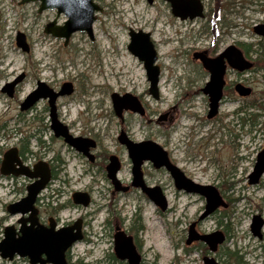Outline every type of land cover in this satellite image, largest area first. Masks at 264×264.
Here are the masks:
<instances>
[{
  "label": "rangeland",
  "instance_id": "374dc122",
  "mask_svg": "<svg viewBox=\"0 0 264 264\" xmlns=\"http://www.w3.org/2000/svg\"><path fill=\"white\" fill-rule=\"evenodd\" d=\"M21 1L0 0V166L4 154L22 144L27 146L26 151L30 149L34 153L25 151L24 156L20 155L24 165L32 168L44 161L58 167L55 179L42 193L38 204L43 210L65 205L59 213L61 224L84 217L87 241L77 242L71 248L68 261L123 264L124 261L117 258L108 260V254L114 253L115 227L121 220L124 228L132 225L130 218L138 209L133 222L139 221V227L142 226L137 234L142 242L144 264H204L201 246L191 254L184 253L182 248L190 220L192 224L200 218L206 202L196 194L191 198L188 194H178L167 175L163 181L171 208L169 212L157 213L154 203L141 197L136 190L130 195L113 194L104 158L91 164L54 136L48 103V109L42 100L31 113L21 111L22 100L36 87L38 80L55 90L65 82L73 83L74 93L58 98L59 119L70 126L75 135L96 136L103 154L121 155L123 165L117 176L123 184L131 177V164L123 144L118 142L122 122L114 112L111 95L114 92L141 95L147 114L144 117L130 114L125 127L138 140L152 136L151 139L164 144L175 159L191 168L194 180L217 185L227 202H232L228 208L221 207L201 220L198 226L203 233L220 230L227 234V241L219 251L220 261L254 264L248 253L254 248L264 256V227L261 239L251 231L255 216L264 219V174L259 184H250L247 179L253 171L257 153L264 148V117L259 118L256 127L251 120L243 125L236 123L235 110L246 102L234 101L222 104L220 113L208 119V102L201 88L209 75L201 60L193 57L195 52L207 48L222 51L236 42L242 44L239 46L249 60H254L261 48L264 53V48L258 46L260 42L264 45V36L254 30L255 26L264 24V0H236L243 5H236L234 14L223 6L212 18L213 22L218 20L219 36L212 34L213 23L176 18L166 0L152 3L148 0H95L103 11L97 12L94 40L85 31H77L67 45L64 38L44 32L45 25L54 19L63 25L67 19L64 14L57 16L55 9L39 13V2L23 4ZM217 1L206 0V9L212 11ZM219 2L222 6L225 0ZM224 20L227 27L223 26ZM131 29L152 33L158 51L156 64L161 70L159 99L149 93L150 82L144 63L128 48ZM18 32L25 34L30 52L17 45ZM22 74L26 77L17 94L9 96L2 91L5 84ZM232 78L243 79L253 87L254 97L264 92L263 67L243 72L240 77L232 75ZM161 79L165 85L161 84ZM167 113L168 118L161 120ZM62 160L65 165L61 171ZM148 171L153 172L149 166ZM0 175L3 174L0 172ZM24 179L27 180L21 176L20 184L14 183L11 196L0 190V217L3 216L0 238L4 226L17 221L4 205L22 197L26 190ZM76 191L90 194L92 200L88 207L73 204L71 197ZM110 219L115 223L111 230H106L105 224ZM0 264L29 262L24 258L9 261L0 257ZM259 264H264V257Z\"/></svg>",
  "mask_w": 264,
  "mask_h": 264
},
{
  "label": "water",
  "instance_id": "95a60500",
  "mask_svg": "<svg viewBox=\"0 0 264 264\" xmlns=\"http://www.w3.org/2000/svg\"><path fill=\"white\" fill-rule=\"evenodd\" d=\"M150 3L153 0H148ZM170 2L172 12L181 20L195 19L203 17V5L200 0H167ZM194 2V4L191 3ZM39 2L38 12L55 9L57 16L64 14L66 21L63 25L57 24V20L48 22L44 27V32L51 34L54 37L64 38V44L67 45L72 34L77 31H85L91 40H94L93 26L97 20V12H102L103 8L95 0H22L21 3ZM257 34L264 36V25L260 24L254 27ZM130 43L129 50L136 55L140 61L144 62L147 77L150 82L149 92L154 98L159 97V76L160 68L156 64L157 50L152 41L151 33L144 30H133L129 32ZM17 45L25 52H30V45L26 40V36L22 32H18L16 37ZM195 59H200L205 69L211 73L210 81L203 88L205 93L210 95V107L208 118L217 115L219 111L220 100L223 97V87L225 84L224 76L228 65L241 72L249 70L253 63L248 60L242 50L236 45H229L217 57L211 58L206 55V52H195ZM227 60V61H226ZM228 64V65H227ZM19 79L8 82L3 87L2 91L9 96L14 95V90ZM236 90L242 96H249L252 93V88L242 84L236 85ZM74 91V86L71 82L62 84L59 91H55L46 82L39 81L35 90L30 92L21 103V110L26 111L41 99H47L50 107L51 129L56 137L63 138L64 141L74 147L77 151L88 154L90 147L95 146V141L90 138L77 137L70 132L67 125L60 121L57 114L56 101L58 97L70 95ZM113 108L118 117L123 116L124 110H130L140 115L145 114V110L139 98L131 93L120 95L112 94ZM121 144H125L129 149V154L133 162L134 185L142 186L144 192L149 198L163 211L168 207V202L165 195L161 192L160 187L147 188L142 181L141 165L144 160H151L155 166L165 168L171 173L175 187L178 190H183L187 193L201 195L205 197L206 204L204 212L200 219L207 218L213 214L218 207H227L217 188L213 185H203L195 183L187 178L184 173L175 166L169 159L164 148L152 141L133 143L125 138V134L121 133L119 138ZM18 164L20 167H17ZM121 167V162L117 156H111L107 165V177L111 180L115 191H126L127 187L123 186L117 175ZM1 171L3 174H13L25 176L30 179H35L27 187V194L20 201L10 204L8 210L11 214H25L31 211L29 220L33 225L25 226L20 229L22 235L20 238L15 237L13 227L6 228L5 239L0 243V251L4 259H13L14 254L24 257H30L31 264L50 263V264H69L66 259V251L74 243L80 241L82 235V221L76 220L72 225L54 231L55 224H51L50 229L34 228V223L37 221L38 208L36 207L39 194L46 188L51 179V168L47 162L39 161L33 168L25 166L18 156L17 149L9 150L3 159ZM264 173V149L258 154L253 171L249 174V182L256 184L259 182ZM72 200L76 205L87 207L91 203V196L87 192L76 191L72 195ZM264 221L261 216H255L251 224V231L255 236L261 235ZM205 241L212 251H215L218 244L225 240V236L216 231L212 234L198 235L195 231V224H191L189 230L187 244L193 241ZM115 250L118 258L122 260L128 259L129 264H140L141 255L137 252L131 236H126L123 233L116 235ZM43 255L46 258H43ZM205 264H219L212 258H205Z\"/></svg>",
  "mask_w": 264,
  "mask_h": 264
},
{
  "label": "flooded vegetation",
  "instance_id": "af4514ba",
  "mask_svg": "<svg viewBox=\"0 0 264 264\" xmlns=\"http://www.w3.org/2000/svg\"><path fill=\"white\" fill-rule=\"evenodd\" d=\"M154 1V0H153ZM152 1V2H153ZM195 1V0H194ZM151 2V3H152ZM166 2L168 3V5L171 7V4H170V2L169 1H167L166 0ZM200 2L202 3V5H203V17H197V18H195V19H191V22H196L198 19L199 20H201V21H205V22H208V23H213V33L212 34H216V36H219V34H220V32H218V29H217V27H218V20H215L214 22H213V20H212V18H213V16L215 17V16H217L218 14H219V12H220V10L222 11L223 10V6H224V9L225 10H227L228 12H231V14H234L235 13V9H236V5H238V6H240L241 4L240 3H238L236 0H225V3H223V5L221 6L220 5V2H219V0L217 1V2H215L214 3V7H213V10L211 11V10H209L208 11V9H206V7H207V2H206V0H200ZM191 3L192 4H194V2L193 1H191ZM243 5V4H242ZM241 5V6H242ZM210 9V8H209ZM171 11H172V7H171ZM173 13V12H172ZM174 15V14H173ZM175 16V15H174ZM176 18H179V17H177V16H175ZM180 19V18H179ZM187 20H190V19H186V20H183V21H187ZM223 26L224 27H227L228 26V24H227V21L226 20H224L223 22ZM232 25H234V24H232ZM264 25V24H263ZM234 26H236V25H234ZM231 27H233V26H231ZM136 31H138V30H136ZM130 32V31H129ZM149 33H151V32H149ZM151 38H152V41H153V36H152V33H151ZM216 39H218L219 40V38H216ZM154 42V41H153ZM154 44H155V42H154ZM239 44L240 45H242L240 42L239 43H234L233 45H236L238 48H240V46H239ZM259 44V43H258ZM229 46V45H228ZM155 48H156V45H155ZM226 48V47H225ZM225 48L222 50V51H217V50H215V49H209V48H207V49H205V50H201V51H199V52H203V51H205L206 52V55L208 56V57H211V58H214V57H217L220 53H222L224 50H225ZM241 49V48H240ZM156 50H157V48H156ZM242 50V52L244 53V55H245V52L243 51V49H241ZM259 53H260V51H259ZM259 53H258V55H259ZM194 55V54H193ZM258 55L256 56V58H254V60H250L252 63H253V66L249 69V70H247V71H250V70H253V69H260V67L259 66H261V62H258ZM136 56V55H135ZM157 56H158V51H157ZM137 57V56H136ZM194 57V56H193ZM139 59V58H138ZM249 60V59H248ZM227 61V60H226ZM144 63V62H143ZM228 65V64H227ZM145 66V65H144ZM159 66V65H158ZM160 68V67H159ZM205 69V68H204ZM206 71H207V73H208V75H209V80L206 82V84L210 81V77H211V73H210V71L209 70H207V69H205ZM244 72H246V71H244ZM147 73V72H146ZM242 73L243 72H241V71H239V70H237V69H233V68H231L229 65H228V67H227V69H226V73H225V76H224V80H225V84H224V87H223V90H222V92H223V97H222V99L220 100V105H219V111H218V113H217V115L220 113V108H221V105L222 104H226L227 102H234V101H245L246 102V104H242L243 105V107H245V106H249V105H251L252 103L254 104L253 105V107L254 108H252V109H254V112H257V113H255V115L251 118V121H252V123H253V127H256V126H258L259 125V118L261 117V116H263L264 117V114L260 111L261 109L259 108L260 106H262V105H264V94H262L261 96H258V97H254L253 95H254V93H255V90H254V88L253 87H251V86H248V84L247 83H244V80L243 79H240V80H235L234 78H232V75H234L235 77H240V76H242ZM160 74H161V70H160ZM25 77H26V75L25 74H22V75H20V76H18L16 79H19L20 78V81L17 83V85H16V87H15V90H14V94L16 93L17 94V90H18V87H19V85H20V83H22L23 81H24V79H25ZM148 78V77H147ZM39 81H43V80H38L37 81V83L39 82ZM43 82H45V81H43ZM159 82H160V76H159ZM242 84V85H245V86H247V87H250V88H252V93H251V95H249V96H242V95H240L239 93H238V91L236 90V85L237 84ZM73 84V83H72ZM206 84H205V86H206ZM49 85V84H48ZM50 86V85H49ZM74 86V85H73ZM204 86V87H205ZM36 87H37V84H36ZM36 87L33 89V90H35L36 89ZM203 87V88H204ZM53 88V87H52ZM150 88V87H149ZM158 88H159V83H158ZM203 88H201V90L203 91ZM54 89V88H53ZM32 90V91H33ZM55 90V89H54ZM60 90V89H59ZM59 90H55V91H59ZM31 91V92H32ZM74 91H75V88H74ZM74 91H73V93H74ZM204 92V91H203ZM30 93V92H29ZM28 93V94H29ZM114 93H116V92H114ZM128 93H131V92H128ZM150 93V92H149ZM27 94V95H28ZM113 94V93H112ZM119 94V93H118ZM125 94V93H124ZM123 94V95H124ZM131 94H133V93H131ZM151 94V93H150ZM204 94L206 95L205 96V99H206V101L208 102V107H210V95L208 94V93H205L204 92ZM71 95V94H70ZM120 95H122V94H120ZM133 95H135V94H133ZM152 95V94H151ZM135 96H137V95H135ZM153 96V95H152ZM138 98H139V100H140V102H141V104H142V106H143V108H144V110H145V114H143V115H141L142 117H144V116H146V114H147V106H146V104H145V102L142 100V96L141 95H138L137 96ZM26 98V97H25ZM24 98V99H25ZM59 98V97H58ZM111 98H112V95H111ZM160 98V91H159V97L157 98V99H159ZM23 99V100H24ZM156 99V98H155ZM250 99H252L251 101H250ZM23 100H22V102H23ZM44 101L45 103H46V105H45V109H48V107H49V103H48V100L47 99H41L40 101ZM39 101V102H40ZM57 101H58V99H57ZM57 101H56V106H57ZM21 102V103H22ZM38 102V103H39ZM113 102V101H112ZM38 103H36V104H34L30 109H28V110H26L27 112H32L33 110H34V108L36 107V105L38 104ZM47 103H48V107H47ZM113 105V104H112ZM20 109H21V104H20ZM114 109V108H113ZM22 111V110H21ZM49 111H50V107H49ZM209 111V110H208ZM22 112H24L25 113V111H22ZM115 112V111H114ZM243 111H240L239 109H237V110H235V113L237 114V119H236V123H241V125H243L244 124V114L242 113ZM134 112H132V111H130V110H124L123 111V116L122 117H119V119H120V121L122 122V127L120 128V133H119V136H118V142L120 143V140H119V138H120V136H121V133H124L125 134V138L127 139V140H129V141H131V142H133V143H140V142H145V141H152V142H155V143H157V144H159V145H161L163 148H164V150L167 152V154H168V157H169V159H170V161L175 165V166H177L183 173H184V175L187 177V178H189L190 180H192V181H194L195 183H198V184H203V183H200V182H197L196 180H194L193 178V175H191V168L190 169H188L183 163H181L180 162V160H177V159H175L174 158V155H173V153H171V151H170V149L168 148V147H166L164 144H162V143H158V142H156L155 140H153V139H151V138H154V137H152V136H146L145 138H141L140 140H138L137 138H135L134 137V135L132 134V131L131 130H128L126 127H125V120H126V118L130 115V114H133ZM27 114V113H26ZM57 114H58V107H57ZM116 114V113H115ZM125 114H127V115H125ZM135 114H137V113H135ZM139 114V113H138ZM42 115V114H41ZM216 115V116H217ZM168 116H169V114L167 113V114H164L163 116H161V120L162 119H167L168 118ZM216 116H214V117H216ZM49 117H50V113H49ZM214 117H212V118H214ZM58 118H59V115H58ZM172 118V117H171ZM207 118H208V113H207ZM212 118H208V119H212ZM50 127H51V117H50ZM69 129H70V132H71V127L69 126ZM52 130V129H51ZM73 135H75L73 132H71ZM54 134V133H53ZM55 136V135H54ZM75 136H77V137H85V138H90V139H93L94 141H95V146L94 147H90L89 148V150H88V154H84V153H82V152H79V151H77L74 147H72V146H70V145H68L65 141H64V139L63 138H60L61 139V141L66 145V147L67 148H69L70 150H76L77 151V154L79 155V156H82L83 158H85V159H87L88 160V162H90L91 164H95V163H98L99 161H100V159L101 158H104V166H106L105 168H106V172H107V165H108V163H109V158L111 157V156H117L118 157V159H119V161L121 162V167H120V170H119V172L122 170V165H123V161H122V159H121V155L119 154V153H111V152H108L107 154H103V150H102V147H101V142H100V140L96 137V136H94V137H90V136H87V135H81V134H77V135H75ZM33 136H31L30 138H32ZM56 137V136H55ZM149 137V138H148ZM56 138H59V137H56ZM155 138H158V137H156L155 136ZM30 140H32V139H30ZM30 144H31V141H30V143L28 144V148H29V146H30ZM26 145H22V144H20V146L17 148V151H18V156L21 158V156H24L26 153H25V151H26ZM123 148H124V151L125 152H127V155H128V160H129V163L131 164V177H130V179L129 180H127V182L125 183V184H123L122 182V184H123V186H125V187H127V190L126 191H124V192H122V191H115V189H114V191H113V194H115V193H117L118 192V194H124V195H130L131 193H133V191H137V193H140V196L141 197H145V198H148L151 202H153L150 198H149V196L147 195V193L146 192H144V190H143V187L142 186H136V185H134V175H133V162H132V158H131V156H130V154H129V149H128V147L125 145V144H123ZM264 149V148H263ZM262 149V150H263ZM26 152H30V154H34L33 153V151L32 150H30V149H27V151ZM7 153V152H6ZM5 153V154H6ZM260 152H258L257 153V157H258V154H259ZM5 154H4V156H5ZM21 155V156H20ZM257 157H256V160H257ZM4 159V158H3ZM3 159H2V162H3ZM22 160V159H21ZM2 162H1V166H2ZM35 165V164H34ZM33 165V166H34ZM48 165L50 166V168H51V179H50V181H49V183L47 184V186H46V188L39 194V197H38V199H37V203H36V207L38 208V212H37V216H36V218H37V221L34 223V228H40V229H50V227H51V224H55V228H54V231L55 232H57L58 230H60V229H64V228H66V227H68V226H70V225H72L74 222H70V223H66V224H61V222H60V215H59V213L62 211V209L64 208V206H62V205H60V206H58V207H55L54 208V210H51V209H45V210H43L40 206H39V202L41 201V199H42V196H43V192L47 189V188H49L50 186H51V183H52V180L53 179H55V175H56V171H57V169H58V167H55L54 166V164H52V162H48ZM63 165H65V163H64V160H62V164L60 165V170H61V168L63 167ZM182 165V166H181ZM255 165V164H254ZM1 166H0V172H1V174H3L2 173V171H1ZM25 166H27V165H25ZM148 166H149V168L150 169H152L153 170V172H149L148 171ZM29 167V166H28ZM254 168V167H253ZM62 171V170H61ZM141 171H142V181H143V184H145V186L147 187V188H154V187H160L161 188V192L165 195V197H166V199H167V202H168V198H167V196H166V194H165V183H164V181H163V178H165V176L167 175L170 179H171V181H173V183H174V186H175V182H174V179H173V177H172V175H171V173L165 168V166H162V167H157V166H155V164H154V162L153 161H151V160H144L143 162H142V165H141ZM119 172H118V174H119ZM107 174V173H106ZM264 174V173H263ZM10 175H13V174H3V175H0V190H3V192H5V194L4 195H6V196H11V195H13L14 194V189L12 190V188H13V185H14V183H17V184H20V178H21V176L20 175H14V176H10ZM263 176V175H262ZM261 176V177H262ZM25 177V176H24ZM118 177V176H117ZM193 177V178H192ZM25 178H27V180L26 179H24V181L22 180V183L24 182V185H25V188H26V190H24V193L22 194V197L20 198V199H16L15 201H12V202H10L9 204L7 203V204H5L4 205V209L5 210H7V212H9V210H8V206L10 205V204H13V203H16V202H18V201H20L22 198H24L25 196H26V194H27V187L32 183V182H34V180L35 179H30V178H28V177H25ZM119 179V178H118ZM247 179L249 180V175L247 176ZM261 179V178H260ZM120 180V179H119ZM15 181H18V182H15ZM121 181V180H120ZM259 182H260V180H259ZM259 182L258 183H256V184H259ZM112 183V182H111ZM250 183V182H249ZM251 184V183H250ZM203 185H213V186H215L216 188H217V190L219 191V193H220V195L222 196V198H223V200H224V202L225 203H227V207H225V208H228L230 205H232V202H227V199L225 198V196L221 193V191L219 190V188H218V186L217 185H215V184H212V183H209V184H203ZM113 188H114V186H113ZM176 188V187H175ZM18 189H20V188H18ZM176 190H177V193L178 194H188L189 196H190V198H191V195H193V194H191V193H187V192H185V191H183V190H178L177 188H176ZM90 195V194H89ZM199 196H201V195H199ZM201 198V200H203V199H205V197L204 196H201L200 197ZM71 200H72V197H71ZM91 200H92V198H91ZM72 202H73V200H72ZM205 202H206V200H205ZM154 203V202H153ZM73 204H75L74 202H73ZM91 204V203H90ZM154 205L156 206V211H157V213H165V212H169L170 211V206H169V202H168V207H167V209L165 210V211H163L160 207H158L155 203H154ZM88 207V206H87ZM204 209H205V206H204ZM218 210V209H217ZM216 210V211H217ZM215 211V212H216ZM204 212V211H203ZM214 212V213H215ZM10 213V212H9ZM11 214V213H10ZM31 214H33L31 211H29V212H27V213H25V214H22V213H15V214H11V215H13V216H16L17 217V221L15 222V224H12V225H5L4 227V229H3V231H2V237L0 238V243L5 239V237H6V234H5V231H6V228H8V227H13L14 228V230H15V237L18 239V238H20V236L22 235V233L20 232V229L23 227V225H25V226H30V225H33L32 224V222L29 220V218L31 217ZM138 214V209L137 210H135L134 212H133V214H132V216H131V221H132V225L131 224H129L128 226L126 225L125 226V228L123 227V226H121L120 224H122V220H121V222H119L120 224H116V227H115V232H114V253H112V254H108V260H110V259H115V258H117V259H119V260H122V259H120V258H118L117 257V255H116V250H115V241H116V235L118 236L120 233H123V234H125L126 236H131L132 237V239H133V243H134V245H135V247H136V250H137V252L141 255V262H140V264H144V258H143V255H142V253H141V251H142V242H141V240H140V238H139V236H138V234H137V231H140V229H142V226H140L139 227V221H135V222H133V220H134V218L136 217V215ZM202 215V214H201ZM212 215V214H211ZM257 216H259V215H257ZM3 216H1L0 217V219L2 218ZM201 217V216H200ZM208 217H210V216H208ZM262 218V217H261ZM78 219H81V221H82V235H83V237H82V239L80 240V241H78V242H81V241H87V235H86V232H85V229H84V227H85V225H86V221H85V219H84V217H80V218H78ZM77 219V220H78ZM205 219V218H204ZM204 219H198V220H196V221H193L192 222V224H195V231H196V233L198 234V235H206V234H212L213 232H211V233H203V232H201L200 230H199V228H198V226H199V224H200V222H201V220H204ZM263 219V218H262ZM263 221H264V219H263ZM253 222V221H252ZM113 223H115L113 220H108L107 222H106V230L107 229H110L111 228V225H113ZM117 223V222H116ZM220 224L222 225L223 224V222H220ZM223 226V225H222ZM263 227H264V225H263ZM191 229V220H190V222H189V227H188V229H187V236H186V238L184 237V240H185V246L182 248L183 250H184V253H188V254H191V251H193V252H195L196 251V247H199V246H201L203 249H204V253H203V263L205 264V258L207 257V258H212V259H215V261L217 262V263H219V264H228V263H225V262H223V261H220L221 259L218 257L219 256V251H220V249L222 248V246L226 243V241H227V234H225V232H223V231H220V230H217V231H220L224 236H225V240L222 242V243H220V244H218V247H217V249L215 250V251H212L211 249H210V247H209V245L205 242V241H202V240H196V241H193L191 244H187V239H188V234H189V230ZM111 230V229H110ZM142 231V230H141ZM214 232H216V231H214ZM253 233V232H252ZM260 239L261 238H263V232H262V229H261V235L260 236H258ZM77 243V242H76ZM76 243H74L72 246H70L69 248H68V250L66 251V259H67V262L69 263V264H88V263H85L84 261H82V260H77V262H75V263H71L72 261H68V259H69V255H70V251H71V248L72 247H74L75 245H76ZM195 249V250H194ZM258 250L256 249V248H254V250L253 251H250V252H248L249 253V255L251 256V258H253V263L254 264H259V263H261V260L263 259V253H262V251H259V252H257ZM3 252L2 251H0V257L2 258V259H4L3 257H2V254ZM67 255H68V258H67ZM15 258H24L25 260L27 259L28 260V262H29V264H31V259H30V257H24V256H20V255H18V254H14V257H13V259H11V260H9V261H13V260H15ZM43 258H46V256L45 255H43ZM4 260H8V258H6V259H4ZM122 261H124L123 262V264H129V261H128V259H126V260H122ZM100 262H103V260H101ZM37 264H40V262H38ZM45 264H50V263H45Z\"/></svg>",
  "mask_w": 264,
  "mask_h": 264
},
{
  "label": "trees",
  "instance_id": "16d2710c",
  "mask_svg": "<svg viewBox=\"0 0 264 264\" xmlns=\"http://www.w3.org/2000/svg\"><path fill=\"white\" fill-rule=\"evenodd\" d=\"M258 46H261L264 48V45L261 42L258 44ZM259 51L261 52V51H263V49L261 48V49H259ZM258 62L262 63L261 64L262 66H259V67L264 68V53L263 52L259 53ZM263 94H264V92H263ZM253 105H254L253 103L251 105L245 106V107H243V105H242L239 108V110L243 111L242 113L244 114V124L246 123V121H250L251 118L255 115L254 109H252V108H254ZM259 108L261 109L260 111L264 114V105L260 106Z\"/></svg>",
  "mask_w": 264,
  "mask_h": 264
},
{
  "label": "bare ground",
  "instance_id": "6f19581e",
  "mask_svg": "<svg viewBox=\"0 0 264 264\" xmlns=\"http://www.w3.org/2000/svg\"><path fill=\"white\" fill-rule=\"evenodd\" d=\"M126 59H127L128 61H130L128 58H126ZM161 84H162V85H165L163 79H161ZM169 94H170V93H169ZM221 207L225 208L224 206H220V207H218V209L221 208Z\"/></svg>",
  "mask_w": 264,
  "mask_h": 264
}]
</instances>
